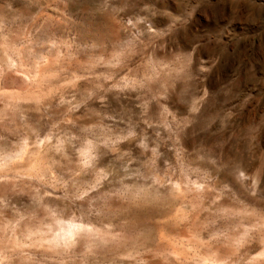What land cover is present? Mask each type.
Listing matches in <instances>:
<instances>
[{"label": "rangeland", "instance_id": "1", "mask_svg": "<svg viewBox=\"0 0 264 264\" xmlns=\"http://www.w3.org/2000/svg\"><path fill=\"white\" fill-rule=\"evenodd\" d=\"M0 264H264V0H0Z\"/></svg>", "mask_w": 264, "mask_h": 264}, {"label": "bare ground", "instance_id": "2", "mask_svg": "<svg viewBox=\"0 0 264 264\" xmlns=\"http://www.w3.org/2000/svg\"><path fill=\"white\" fill-rule=\"evenodd\" d=\"M71 229H72V228H71ZM71 229H67V230H66L67 234H71V235H72V233H74L73 230H71ZM65 236H66V235H65ZM68 237H69V235H68Z\"/></svg>", "mask_w": 264, "mask_h": 264}]
</instances>
